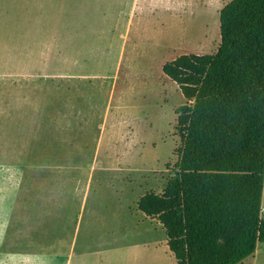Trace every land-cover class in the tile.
Here are the masks:
<instances>
[{"label": "rangeland", "instance_id": "rangeland-1", "mask_svg": "<svg viewBox=\"0 0 264 264\" xmlns=\"http://www.w3.org/2000/svg\"><path fill=\"white\" fill-rule=\"evenodd\" d=\"M163 1L164 10L155 14L149 5L146 32L134 49L127 48L112 101L120 41L108 51L104 39L69 41L75 56L85 52L78 68L105 69L83 73L110 79L84 83L83 120L71 111L76 105L70 110L67 104L77 101L81 87L44 79L0 81V259L132 264L131 247L146 242L155 249L148 248L144 264H175L165 231H149L135 214L137 201L161 194L174 175L181 147L177 109L190 104L161 63L215 54L219 12L232 0ZM1 58L0 50V68ZM239 264H264V243Z\"/></svg>", "mask_w": 264, "mask_h": 264}, {"label": "trees", "instance_id": "trees-1", "mask_svg": "<svg viewBox=\"0 0 264 264\" xmlns=\"http://www.w3.org/2000/svg\"><path fill=\"white\" fill-rule=\"evenodd\" d=\"M219 30L215 54L161 67L190 104L177 109L174 175L137 208L158 219L175 264H239L264 243V0L230 1Z\"/></svg>", "mask_w": 264, "mask_h": 264}, {"label": "crops", "instance_id": "crops-1", "mask_svg": "<svg viewBox=\"0 0 264 264\" xmlns=\"http://www.w3.org/2000/svg\"><path fill=\"white\" fill-rule=\"evenodd\" d=\"M150 4L153 5L154 14L165 8L163 0H0V50L5 57L1 58L0 81L15 85L23 79H44L81 87L77 101H68L67 104L70 110L76 105V111H71L77 113L78 120H83L86 115L83 105L84 83L91 85L110 79L101 73H83L81 70L102 72L105 69L78 68L82 65L80 63H85L86 55L81 51L83 59H80L82 54L75 56L69 48V41L104 39L108 41L107 51L114 46L117 50L120 41L116 71L111 78L109 98L112 101L118 81L117 72L121 70L126 50L128 47L134 49V40L146 32L145 17L151 11ZM93 110L90 108L89 112ZM109 111L107 107L103 123ZM103 123L100 131L104 128ZM88 194H83V205ZM137 212L149 231L154 227L164 230L157 218L147 217L139 210L135 214ZM154 246L146 242L134 244L131 247V263L144 264V258ZM0 264H20V261L16 257L12 261L1 257ZM66 264H71L70 258Z\"/></svg>", "mask_w": 264, "mask_h": 264}, {"label": "bare ground", "instance_id": "bare-ground-1", "mask_svg": "<svg viewBox=\"0 0 264 264\" xmlns=\"http://www.w3.org/2000/svg\"><path fill=\"white\" fill-rule=\"evenodd\" d=\"M154 262V261H153Z\"/></svg>", "mask_w": 264, "mask_h": 264}]
</instances>
